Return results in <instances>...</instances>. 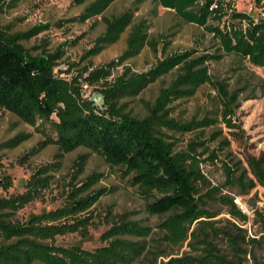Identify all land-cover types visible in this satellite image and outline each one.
<instances>
[{
	"label": "trees",
	"instance_id": "trees-1",
	"mask_svg": "<svg viewBox=\"0 0 264 264\" xmlns=\"http://www.w3.org/2000/svg\"><path fill=\"white\" fill-rule=\"evenodd\" d=\"M20 0H0V14L17 5ZM86 2L80 14L81 20L100 16L105 30L100 35L91 54H97L106 46L115 43L128 29L126 50L120 61L134 57L145 45L156 52L157 44L148 32L145 20H136L134 12L126 10L120 14L106 15L114 0H75ZM143 0H139L138 3ZM187 22L203 25L218 41L216 53L197 54V50L166 55L147 71L132 72L126 67L122 74L106 80L110 74L107 67L92 69L86 76L61 68L58 59L60 49L53 53L32 54L23 45L40 32L44 26L36 25L26 31H11L9 26L0 27V108L28 124L38 120H52L56 138L52 141L63 151L70 152L79 147L91 150L106 159L111 165L122 169V176L128 177L132 186H138L148 202L146 211L151 215H165L159 224L172 243H183L188 239H200L208 250L193 258L175 257V264H244L240 240L242 230L220 231L215 225V213L204 208V196L199 194L197 183H207L198 167L197 142L190 141L185 150L175 151L174 142L167 131L186 133L214 125L218 118H203L180 122L171 116V103L175 99L192 96L204 83H212L216 90L222 120L231 125L234 109L240 105L243 88L228 87L227 83L211 79L206 62L219 60L224 54L233 53L247 59L254 65H264V20L252 21L242 12H233L237 23L221 26L223 9L213 6V0H160ZM212 18L215 24H207ZM242 21L246 26L242 27ZM114 64V62L112 63ZM116 64V63H115ZM85 71L88 68H84ZM176 72L172 82L162 87L153 102L142 100L147 114L142 118L133 116L127 101L135 98L158 78ZM101 78L100 92L103 95V109H98L92 100L85 97L83 85L96 84ZM253 98L247 96L244 99ZM228 144V142H227ZM215 157L217 155L214 154ZM226 178L244 191L256 183L264 186V162L261 158L248 159L249 172L240 166L230 165L222 160ZM1 167V162H0ZM37 169L26 183L24 193L11 196L0 194V264H153L157 258L153 250L125 236L144 237L149 228L129 220L127 215L118 220H109L110 227L101 235L103 245L87 250L79 245L63 246L56 243L58 235L85 230L92 215L82 214L103 194L92 187L98 181L92 175L82 182L68 184L62 192L63 203L48 211L34 214L25 220L14 218L20 207L32 199L48 183L49 168ZM11 186L8 178L0 180V189ZM217 193L212 187V198ZM234 218L246 220L231 197H223ZM196 227L191 230V226ZM208 228L228 241L234 249L233 259H227L222 251L209 240V234H198L197 229Z\"/></svg>",
	"mask_w": 264,
	"mask_h": 264
},
{
	"label": "rangeland",
	"instance_id": "rangeland-1",
	"mask_svg": "<svg viewBox=\"0 0 264 264\" xmlns=\"http://www.w3.org/2000/svg\"><path fill=\"white\" fill-rule=\"evenodd\" d=\"M114 0L105 14H120L126 10L134 12L136 20H145L148 32L156 41L157 51L145 45L139 54L120 61L126 50V29L113 44L106 46L97 54H91L97 38L104 33L105 26L100 16L81 20L80 14L86 2L75 0H20L17 5L0 14V27L9 26L11 31H26L36 25L44 26L35 36L22 41L32 54L53 53L60 49L58 59L61 68L86 76L92 69L107 67L110 74L106 80H112L122 74L126 67L132 72L150 69L166 55L197 50V54L216 53L218 41L203 25L187 22L174 9L165 7L160 0ZM203 1H198V9ZM213 6H220L224 15L221 26L237 23L233 12H242L252 21L264 20V0H213ZM212 18L207 24H215ZM242 27L246 22L242 21ZM114 62V64H112ZM116 63V64H115ZM211 79L228 84L230 89L243 88L240 93V105L234 109L231 125L222 120L221 106L212 83L199 86L192 96L175 99L171 103V116L183 122L192 119L218 118L214 125L191 132L178 133L167 131L174 142V150H185L190 141L197 142L196 156L198 167L207 179V183L198 182L199 194L204 196L203 208L208 213H215V225L220 231H236L241 228L244 239L240 240L241 255L244 264H264V186L256 183L247 191L231 183L222 168V160L230 165L247 170L248 159L261 158L264 162V65H254L247 59L230 53L219 60L206 62ZM84 68H88L87 71ZM171 71L148 85L135 98L127 101V110L135 117L142 118L147 112L142 100L153 102L159 90L168 86L175 78ZM101 78L96 84L85 83V97L93 101L98 109H103V95L100 92ZM247 96L253 98L244 99ZM38 120L28 124L16 115L0 108V180L6 177L11 186L0 189L3 196L24 193L26 183L38 168H49L48 183L36 195L17 210L14 218L25 220L31 215L55 209L63 203L62 192L68 189L70 182L77 183L97 175L98 181L92 187L102 190L103 194L82 214H91L90 224L85 230H78L58 235L56 243L63 246L79 245L87 250H94L104 244L101 235L110 227L109 220H118L127 215L129 220L149 228L144 237L125 236L140 241L145 250H153L156 259L153 264H175L170 260L175 257L193 259L208 250L200 239H188L183 243H172L159 224L166 216L151 215L146 211L148 200L140 193L138 186H132L128 177L122 176V169L111 165L101 155L79 147L73 151L61 150L52 139L56 138L55 120ZM228 142V144H227ZM217 155V157L214 156ZM212 187L217 193L212 198ZM231 197L246 216V220L234 218L229 213V206L222 201ZM196 224L191 226V230ZM198 234L208 233V240L222 251L227 259H233L234 249L222 237L212 234L208 228L197 229ZM195 262L193 259L192 262ZM137 264V263H135Z\"/></svg>",
	"mask_w": 264,
	"mask_h": 264
}]
</instances>
